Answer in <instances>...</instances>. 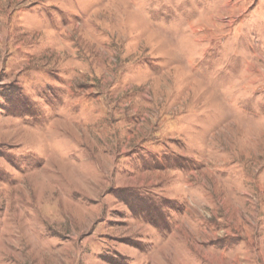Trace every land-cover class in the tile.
<instances>
[{"label": "rangeland", "instance_id": "obj_1", "mask_svg": "<svg viewBox=\"0 0 264 264\" xmlns=\"http://www.w3.org/2000/svg\"><path fill=\"white\" fill-rule=\"evenodd\" d=\"M0 264H264V0H0Z\"/></svg>", "mask_w": 264, "mask_h": 264}]
</instances>
